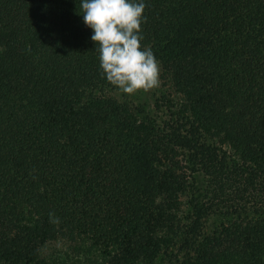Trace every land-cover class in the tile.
I'll list each match as a JSON object with an SVG mask.
<instances>
[{
	"label": "trees",
	"instance_id": "obj_1",
	"mask_svg": "<svg viewBox=\"0 0 264 264\" xmlns=\"http://www.w3.org/2000/svg\"><path fill=\"white\" fill-rule=\"evenodd\" d=\"M143 2L150 105L80 0H0V264H264V0Z\"/></svg>",
	"mask_w": 264,
	"mask_h": 264
},
{
	"label": "clouds",
	"instance_id": "obj_2",
	"mask_svg": "<svg viewBox=\"0 0 264 264\" xmlns=\"http://www.w3.org/2000/svg\"><path fill=\"white\" fill-rule=\"evenodd\" d=\"M143 0H80L83 23L92 30L102 78L120 92L135 95L159 87V62L142 48ZM50 222L59 223L53 213Z\"/></svg>",
	"mask_w": 264,
	"mask_h": 264
},
{
	"label": "rangeland",
	"instance_id": "obj_3",
	"mask_svg": "<svg viewBox=\"0 0 264 264\" xmlns=\"http://www.w3.org/2000/svg\"><path fill=\"white\" fill-rule=\"evenodd\" d=\"M160 84L159 87L150 90L149 92L145 93V92H138L135 95H127L129 99L140 102V103H144L145 105H150L151 101L153 99L154 96H156L159 92L164 91L166 93V91H169V87L166 83V81L164 80V78L162 77V73L160 71ZM165 87H167V90L165 91ZM171 94L173 93L172 91H169ZM171 97V95H170ZM180 214V212H179ZM45 254H49L52 255L53 257H58V256H62V257H67L66 261L67 264H70V260L73 262L72 264H89L87 263V261L80 257V256H74L71 251V248L66 246V245H59V244H54V245H48L43 249ZM82 258V259H80ZM80 261V262H79Z\"/></svg>",
	"mask_w": 264,
	"mask_h": 264
}]
</instances>
